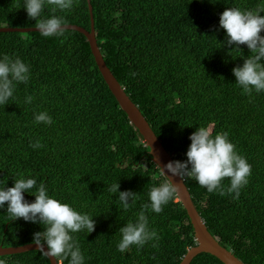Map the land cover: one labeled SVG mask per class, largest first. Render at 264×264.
<instances>
[{"label": "trees", "instance_id": "16d2710c", "mask_svg": "<svg viewBox=\"0 0 264 264\" xmlns=\"http://www.w3.org/2000/svg\"><path fill=\"white\" fill-rule=\"evenodd\" d=\"M97 44L113 75L139 107L173 160L186 159L188 136L199 126L227 131L235 150L251 165L238 198L208 193L184 178L209 232L246 264H264V91L245 94L234 66L250 55L245 45L224 47L217 30L228 7L255 10L261 0H90ZM264 15V12L260 13ZM63 16L90 29L87 0L69 10L45 5L42 16ZM0 27H35L23 0H0ZM264 35V32L261 33ZM0 54L19 57L30 69L27 83L0 105V187L20 174L43 183L50 195L95 220L93 232L74 238L84 264H179L195 245L190 218L177 196L160 213L145 210L159 240L116 250L118 229L148 202V190L167 179L152 161L138 129L130 123L100 73L83 33L62 36L38 31H0ZM32 101L25 103L24 98ZM47 111L52 123L34 122ZM39 140L42 147H30ZM138 193L124 210L107 186ZM225 187L228 179L222 181ZM29 202L34 196L24 194ZM7 202H5L6 205ZM38 224L14 220L0 209V246L32 243ZM59 264L67 259L56 258ZM0 264H50L39 250L0 256ZM190 264H224L199 253Z\"/></svg>", "mask_w": 264, "mask_h": 264}, {"label": "clouds", "instance_id": "9594fccd", "mask_svg": "<svg viewBox=\"0 0 264 264\" xmlns=\"http://www.w3.org/2000/svg\"><path fill=\"white\" fill-rule=\"evenodd\" d=\"M51 10L64 11L71 9L73 0H23V9L29 18L35 20V28L43 37H59L65 32L67 22L61 15L42 16L45 5ZM264 0L255 10H241L238 7L225 8L219 15L217 30L225 33L224 47L231 51L241 50L245 45L250 55L244 57L243 63L232 68L235 84L245 94L253 91H264ZM30 69L19 57L0 54V105H4L12 96L17 84L27 83ZM32 101L31 96L24 98L25 103ZM34 122L45 125L52 123V117L47 111L34 113ZM227 131L213 133L211 125L199 126L188 136L190 141L185 152L186 159L170 160L162 167V174L167 177L162 183L149 188L148 202L141 205L135 219L128 220L118 229L120 239L116 250L124 253L130 246L137 249L146 243L159 240L154 227H149L145 210L160 213L162 206L173 200L177 193V185L170 182V177L194 179L208 193H218L220 196L232 195L236 199L240 189L248 183L251 165L238 154L235 145L228 138ZM30 147H42L40 141H30ZM167 173V174H166ZM228 179L225 187L222 181ZM119 183L107 186L109 193L116 194V199L122 209H129L138 198V193L132 190L119 191ZM28 193L35 198L31 202L25 199ZM5 202L6 205H5ZM0 209H5L14 220L38 224L42 230L32 234V243L36 245L41 255L67 259L68 264H84L85 257L80 245L74 238L75 233L93 232L95 220L88 213L80 212L69 203L49 194L43 183H37L34 177L20 174L14 178L11 187H0Z\"/></svg>", "mask_w": 264, "mask_h": 264}, {"label": "water", "instance_id": "95a60500", "mask_svg": "<svg viewBox=\"0 0 264 264\" xmlns=\"http://www.w3.org/2000/svg\"><path fill=\"white\" fill-rule=\"evenodd\" d=\"M88 1L89 13H90V29L87 30L76 24L68 23L65 29H73L83 33L86 40L89 43L91 52L94 56L95 62L100 73L103 76L109 90L115 97L120 108L126 113L130 123L134 125L143 137V141L146 146L150 149V155L154 164H159L161 167L170 160H173L172 155L166 150L162 142L156 136L152 130L148 121L143 116L139 107L130 99L129 95L125 92L124 87L119 83L116 77L111 72L110 68L106 65L103 55L100 51V47L97 44L96 33L94 29V18L92 14V5L90 0ZM0 31H18V32H29L38 31L35 27H0ZM155 164V165H156ZM156 167L160 170L158 165ZM162 173V172H161ZM167 174V173H166ZM163 175V174H162ZM167 178V177H166ZM170 182L177 185L176 196L185 208L191 224L194 230L195 245L190 247L186 254L183 256L179 264H190L192 259L199 253H209L218 258L224 264H246L234 253L222 246L217 239L209 232L203 218L196 209L189 189L183 180L179 177H170ZM29 250H38L36 245L33 243H26L18 246L3 247L0 246V256L6 254L21 253ZM50 264H59L54 258L49 259Z\"/></svg>", "mask_w": 264, "mask_h": 264}]
</instances>
